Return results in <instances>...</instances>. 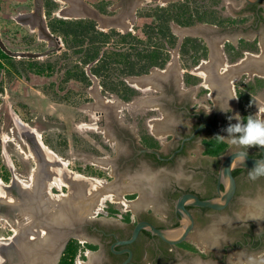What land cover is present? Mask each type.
Instances as JSON below:
<instances>
[{
	"label": "flooded vegetation",
	"instance_id": "af4514ba",
	"mask_svg": "<svg viewBox=\"0 0 264 264\" xmlns=\"http://www.w3.org/2000/svg\"><path fill=\"white\" fill-rule=\"evenodd\" d=\"M52 1L56 4L55 0ZM184 1L169 0L167 3H160L158 0H120L117 4L109 1L100 4L101 2L87 0L85 2L93 10L110 18L104 22L94 17L79 19L94 21L99 31L109 33L115 30L126 34L133 30L128 27V21L132 22L133 27L140 25V13ZM68 2L71 9L68 12L73 13L71 0ZM207 2L214 7L212 0ZM262 2L264 0L257 4L246 1L241 14H246L247 17L251 15L252 19L246 18L245 22H238V17L224 18L216 11L208 14L198 9L202 15L210 17L209 21L198 22L189 27L172 23V31L174 27L178 31L173 33L178 37L175 48H178L179 60L171 57L164 69L153 67L148 74L129 76L128 79L133 78L138 84L135 86L137 91L129 100L121 99L123 109L115 110L114 106L103 104L109 108L102 121L108 136H105V141L109 143L107 147L113 153L99 158L100 167L110 164L113 168L110 180H127L129 183L119 187L130 190L123 197L131 202L140 198L147 203V208L137 206L135 213L131 209L121 211L114 208L113 212L108 205L98 211H84V216L79 220L78 201L79 196L84 194L83 190L55 194V187L45 180L52 179V173L45 168L46 164L41 169L44 175H38L35 193L28 190L30 182L23 184L28 205L38 214L35 222L51 234L58 221L60 225L64 224V229L70 235L78 232L68 242L77 240L82 245L76 264H259L253 263V254H264V173L250 169L233 171L237 183L236 192L225 209L217 211L188 206L194 217V227L186 241L172 245L147 230H141L136 240L131 243L123 242L132 238L139 222H149L160 229L178 228L181 217L176 212L175 202L185 194H194L200 199L218 197L219 169L228 155L244 152L253 158H263V152L257 146H237L227 139H223L228 144L224 155L216 157L205 153L207 141L218 135H227V127L217 134L211 126L218 132L223 126L235 124L237 115L244 123L239 90L248 83H256V77L264 79V48L258 37L251 38L255 31L264 34ZM45 3L46 0L44 8L47 13ZM201 4L198 1V8ZM218 4L219 2L215 6ZM191 6L197 9L195 4ZM212 10L214 11L213 8ZM118 16L113 22L112 18ZM186 38L200 39L207 48L206 54L203 55L204 51L200 49L198 58L189 54L184 59L180 51ZM242 41L247 43L243 49ZM256 44L258 52L251 51L252 45ZM238 51L243 54L240 58L237 57ZM171 54L173 55V51ZM253 54L259 55V58H252ZM90 74L95 76L91 70ZM87 76L92 82L91 76ZM202 93L208 96L207 103L210 104L207 107L201 104ZM133 103L143 110L137 116L135 131L122 116L124 109ZM143 124L146 128H143ZM29 142V148L42 161L44 145L35 135L30 136ZM104 151L109 152V149ZM97 176L103 180L108 179L100 174ZM84 179L91 180L87 177ZM191 180H198V184L186 183ZM64 186L67 189V185ZM6 187L11 189L14 185ZM17 193H21L18 188ZM242 208L246 209V215L240 218L237 210ZM70 210L73 216L69 219L76 218L77 221L70 222L67 219L65 224L62 213ZM223 224L225 227H222ZM194 233L198 234L196 238L192 237ZM16 244V249L10 248V243L1 248L0 264H20L24 261L19 256L21 244ZM198 244H202L203 249L198 248ZM41 262H44V258Z\"/></svg>",
	"mask_w": 264,
	"mask_h": 264
},
{
	"label": "rangeland",
	"instance_id": "374dc122",
	"mask_svg": "<svg viewBox=\"0 0 264 264\" xmlns=\"http://www.w3.org/2000/svg\"><path fill=\"white\" fill-rule=\"evenodd\" d=\"M93 1L101 2L100 4L108 1L114 4L120 2V0ZM158 1L167 3L169 0ZM214 1L215 4L217 2L219 4L216 6L214 4V7L212 4H206V7L213 8L224 18L236 17L246 3L245 0ZM44 2L45 0H0V49L14 57L11 65L7 64L4 69H0V195H2L0 198L11 199L14 196L18 199L22 195L27 200L23 184L30 182L29 188L36 190L39 176L44 175L42 165L46 164L45 168L52 173V179L45 180L47 183L50 181L51 186L55 187V194L83 190L84 194L79 196L78 201L83 204H79L78 207L81 219L84 211H98L108 205L121 211L131 209L134 213L137 206L147 208V203L140 198L131 202L127 197H123L130 190L127 187L123 189L119 187L129 183L127 180H110L109 176L113 175L110 164H105L104 168L100 167L99 158L113 153L111 148L107 147L109 143L105 139L108 136L102 126V121L106 118L105 111L109 109L104 105L114 106L115 110L123 109L119 106L122 100L114 93L105 92L100 79L91 76L90 65L84 67L80 63V56L73 53L65 44L64 38L50 31L49 20L54 18L67 20V17L73 15L68 12L70 11L68 0H55L57 8L51 17L48 16V12L45 13ZM195 6L198 7V4ZM138 23L140 25L133 27L132 22L128 21V27L133 28L131 32L143 37L141 30L143 22L139 20ZM173 31L178 33L177 27H174ZM177 50L178 48L172 50V58L175 60H179ZM81 70L91 76L92 82L87 84L81 80ZM123 79L128 86L137 91L133 78ZM200 96L201 104L209 106L207 94L202 93ZM251 98V116L264 118V88L258 89ZM141 111L143 110L133 103L122 113L123 118H126L125 122L134 131L137 116ZM144 126L145 124L143 128H146ZM32 132L45 146L42 161L29 148L31 147L29 138L34 136ZM111 141L113 142L112 138ZM104 149H109V152ZM99 174L108 179L97 178ZM6 177H9L8 181ZM85 177L96 183L88 182ZM186 183L195 185L198 184V180ZM93 184H97L96 189ZM7 185L14 187L9 189ZM64 185H67V189ZM17 188L21 195L17 193ZM48 191L50 192L49 188ZM237 214L243 218L246 209L237 210ZM222 216L226 218L225 214ZM34 221L27 215L22 216V219L0 217V253L2 247L14 241V235H17L15 237L17 239L23 234V228H35L34 235L24 236L23 239L36 242L40 236H45L46 229ZM223 226L225 227L224 224ZM197 236L195 233L192 235L195 238ZM197 247L203 249L202 244H198ZM253 256V263L261 264L263 261L264 264V254L255 253Z\"/></svg>",
	"mask_w": 264,
	"mask_h": 264
},
{
	"label": "trees",
	"instance_id": "16d2710c",
	"mask_svg": "<svg viewBox=\"0 0 264 264\" xmlns=\"http://www.w3.org/2000/svg\"><path fill=\"white\" fill-rule=\"evenodd\" d=\"M198 1H201L202 4L195 10L191 5L198 4ZM207 1L209 0H185L172 3L167 7L151 8L146 13H140V20L143 22L141 29L143 37L131 31L126 34L115 30L109 33L99 31L96 29L95 22L89 19L54 18L49 20L48 27L53 34L64 38L65 44L73 50V53L80 56V63L84 67L90 65L92 74L100 79L105 92L114 93L121 99L129 100L136 94V91L128 86L123 78L148 74L153 67L164 69L172 57L171 51L178 43V37L171 29L172 23L189 27L198 22L209 21L210 17L206 14L202 15L198 10L214 14L215 10L206 7V4H210ZM212 3L215 4V1L212 0ZM45 5L48 8V16L51 17L57 5L52 0H46ZM241 21L245 22L247 19H238V22ZM246 44L245 41H242L241 49L245 48ZM200 49L204 51L203 55H205L207 48L200 39L186 38L182 43L180 53L184 59L189 54L198 58ZM251 51L258 52L257 44L256 46L252 45ZM242 55V52L238 51L237 57L240 58ZM13 59L12 55L0 49V69H4L7 64L11 65ZM38 72L43 74L41 71ZM80 73L82 81H86L87 84L91 82L85 71L81 70ZM255 79L256 83H248L239 90L240 109L244 123L251 116V96L258 89L264 88V79L259 77ZM206 147L207 155L219 157L226 153L228 144L216 137L207 141ZM8 180L9 177H6V181ZM111 210L115 212L112 206ZM81 247L79 241L72 240L67 245L58 264H76ZM189 247L196 250L190 245Z\"/></svg>",
	"mask_w": 264,
	"mask_h": 264
},
{
	"label": "water",
	"instance_id": "95a60500",
	"mask_svg": "<svg viewBox=\"0 0 264 264\" xmlns=\"http://www.w3.org/2000/svg\"><path fill=\"white\" fill-rule=\"evenodd\" d=\"M246 1L251 4H257L263 0ZM71 3L74 7L75 14H77L74 17H94L95 19L98 18L100 22H104L105 20H108L110 18L101 15L98 11L93 10L84 0H71ZM117 18H119V16L112 18V21L114 22ZM43 31L47 32L46 30ZM228 126L229 125L223 126L218 132L214 129V127L211 126V128L215 133L220 134L222 133L223 129ZM255 146L260 148V150L263 152L262 159L250 157L244 152H234L228 155L222 161L217 180V190L219 193L218 197L212 199H200L194 194H185L175 202L176 212L181 217L180 225L178 226V228L173 230L160 229L156 228L149 222H139L134 229L132 238L123 243H131L136 240L141 230H147L154 236H158L163 241L172 245L180 244L186 241L194 227V217L188 209V206L210 208L217 211L223 210L231 203L236 192L237 183L233 175V171L235 169H250L256 172L264 173V147L260 145ZM147 151L156 153L155 151L151 150ZM222 185L224 186V190H222ZM18 199L20 200V202H17ZM18 199H15L14 197L13 200L16 201V203H12L11 199L9 198H7V200L1 198L0 217L6 219H13L14 217H17L18 219H22V216L27 215L28 217L30 216L31 218H33L35 221L38 220L37 212H35V210L30 205H28L26 197L21 195V197H19ZM35 221L34 223L36 224ZM60 224L61 223L58 222L54 225L52 234L51 232H48L46 230L45 236H40V238L36 240V242L27 238L23 239L24 236L31 234L34 235V227L23 228V234L17 239L15 238L17 237V235H14V241L9 246L10 248L12 247L16 249V246H18L16 243L18 242L19 244H21L19 245V247L24 253L20 251L19 256L24 258V261L20 262V264H38V262H41L43 258L44 262H41L39 264H58L70 238H74L78 235V232L70 235L69 232L64 229V224ZM54 238L55 240H58L54 241ZM50 256H52V259H49ZM17 259L18 258H16V260Z\"/></svg>",
	"mask_w": 264,
	"mask_h": 264
},
{
	"label": "clouds",
	"instance_id": "9594fccd",
	"mask_svg": "<svg viewBox=\"0 0 264 264\" xmlns=\"http://www.w3.org/2000/svg\"><path fill=\"white\" fill-rule=\"evenodd\" d=\"M235 118L237 122L230 124L225 129L227 135H218L220 139H227L230 143L237 146H264V118L249 116L246 123L240 121L239 115Z\"/></svg>",
	"mask_w": 264,
	"mask_h": 264
},
{
	"label": "crops",
	"instance_id": "0c3cea01",
	"mask_svg": "<svg viewBox=\"0 0 264 264\" xmlns=\"http://www.w3.org/2000/svg\"><path fill=\"white\" fill-rule=\"evenodd\" d=\"M85 1V0H84ZM246 1V0H245ZM261 5H263L264 6V2H262V4ZM245 7V6H244ZM243 7V8H244ZM242 8V9H243ZM72 10H73V13H71V14H73V15H71V16H69V17H67L66 19H68V20H72V19H79L80 17H74V16H76L77 14H75V12H74V7L72 8ZM70 11H71V9H70ZM249 17H247L246 16V14H236V17H238V19H241V20H243V19H245V18H249L248 20H251L252 19V16L251 15H248ZM254 17V16H253ZM88 18V17H87ZM242 22V21H241ZM263 33L261 32V31H255V32H252V34H251V38L252 39H254V38H256V37H258L260 40H261V43H262V47L264 48V34L262 35ZM238 37H240V34H238ZM252 58H254V59H257V58H259V55H257V54H253L252 56H251ZM119 106H121V102L119 103Z\"/></svg>",
	"mask_w": 264,
	"mask_h": 264
},
{
	"label": "bare ground",
	"instance_id": "6f19581e",
	"mask_svg": "<svg viewBox=\"0 0 264 264\" xmlns=\"http://www.w3.org/2000/svg\"><path fill=\"white\" fill-rule=\"evenodd\" d=\"M136 85H137V84H136ZM33 131H34V130H33ZM41 145H42V144H41ZM41 147H42V146H41ZM44 147H45V146H44ZM47 150H48V149H47ZM87 181H88V182H91V183H96V182H93L94 180H88V179H87ZM77 182H80V181H77ZM84 182H85V181H84ZM82 183H83V181H82ZM101 183H102V181H101ZM87 184H88V183H87ZM97 184H98V183H97ZM97 184H95L96 187H97ZM99 184H100V183H99ZM84 185H85V184H84ZM93 185H94V184H93ZM95 185H94V188L96 189ZM101 185H102V184H101ZM99 187H100V186H99ZM103 187H104V186H103ZM91 188H93V187H91ZM98 189H99V188H98ZM28 190H29L31 193H35V192H36V190H35V189L33 190L32 188H31V189L29 188ZM99 190H100V189H99ZM109 195H110V194H109ZM0 196H2V195H0ZM63 196H64V195H63ZM65 196H66V195H65ZM106 196H108V195H106ZM106 196H105V197H106ZM13 197H14V196H13ZM13 197H11V202H12V203H16V201L13 200ZM108 197H109V196H108ZM65 198H66V197H65ZM0 199H1V198H0ZM6 200H7V198H6ZM58 200H59V199H58ZM65 200H66V199H65ZM101 200H102V199H101ZM63 201H64V200H63ZM9 202H10V201H9ZM89 203H90V202H89ZM78 204H80V203H78ZM81 205H82V204H81ZM83 207H84V206H83ZM72 209H73V208H72ZM85 209H86V208H85ZM76 210H77V209H76ZM60 211H62V210H60ZM55 212H56V211H55ZM58 213H60V212H58ZM62 215H63V217L65 218V220H64V221H65V224L67 223L66 220H67V219L70 220L69 217H72V216H73L71 210H70V212L68 211V213H67V211H65V214L62 213ZM58 216H60V215H58ZM55 219H56V218H55ZM68 220H67V221H68ZM72 220H76V218H75V219H72ZM72 220H70V222H72ZM76 221H77V220H76ZM58 222H59V221H58ZM70 222H69V223H70ZM69 225H70V224H69ZM55 233H57V232H55ZM56 235H59V234H56ZM56 235H55V236H56ZM56 240H58V239H56ZM56 240H55V238H54V241H56ZM51 257H52V256H50L49 259H52Z\"/></svg>",
	"mask_w": 264,
	"mask_h": 264
}]
</instances>
